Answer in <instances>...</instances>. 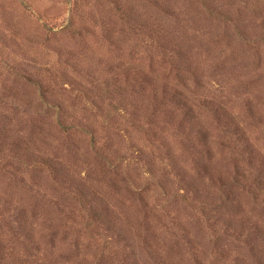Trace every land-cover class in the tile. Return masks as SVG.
Returning <instances> with one entry per match:
<instances>
[{
	"label": "rangeland",
	"instance_id": "1",
	"mask_svg": "<svg viewBox=\"0 0 264 264\" xmlns=\"http://www.w3.org/2000/svg\"><path fill=\"white\" fill-rule=\"evenodd\" d=\"M0 264H264V0H0Z\"/></svg>",
	"mask_w": 264,
	"mask_h": 264
}]
</instances>
